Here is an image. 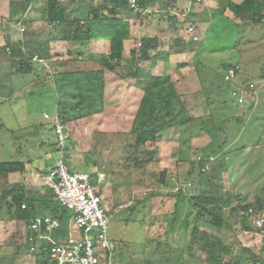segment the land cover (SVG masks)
Returning <instances> with one entry per match:
<instances>
[{"label":"rangeland","instance_id":"374dc122","mask_svg":"<svg viewBox=\"0 0 264 264\" xmlns=\"http://www.w3.org/2000/svg\"><path fill=\"white\" fill-rule=\"evenodd\" d=\"M160 3L165 4L163 0H160ZM201 5L203 10L199 14L204 17L207 14L206 9L209 6L203 5V3ZM42 8H45V6ZM157 14L154 12V15ZM219 17L209 16L207 17L209 18L208 21L205 20L206 18L202 19L205 20L206 25H203L201 22L193 26L198 40L192 43L194 45V53L190 62H192V67L195 69L199 67V76L197 77L201 81L199 82L197 77L193 81H190L195 90L200 89L195 92H193L194 90L191 91L193 92L191 96L198 103L204 100L203 97H205L208 101V108L211 109L214 115V121L210 125L193 124L194 129L196 130L197 128L196 132L205 128H208L210 132H207V135L203 134L202 140L197 139V146L194 147V159L195 166H197L196 169H198L199 160L205 156H210L209 149L207 151L205 148L208 142L211 143L213 140L215 141L221 137L222 141H227L223 151H225V162L229 164V169L232 171L227 175V172L223 170L221 172V181L224 188V196L229 197L232 205L235 206L238 202L242 203L244 201L243 195L246 196V202H253L260 190H251L255 187L264 186V163H261L263 167L261 173L260 169H255V172L246 173L248 164H254L258 160L260 162L264 161V26L260 23L252 24L250 22L240 24L239 26H222L219 21L216 22V19H214ZM234 20L235 22H233ZM233 21V24L240 23L236 18H233ZM44 22L40 25L38 24L36 31L40 33L44 32L46 27L44 26ZM177 24L179 25L180 23ZM143 25H147L150 28L148 34H159L160 32L156 21L153 19L138 24V26ZM21 29L24 30L22 32L24 34L29 31L31 32L26 23L22 27L20 26V34ZM214 29L218 30L215 33H210L214 32ZM40 40L42 42L43 38ZM32 45L33 43L30 42L28 45L29 49H24L25 58H28L27 51L31 50ZM90 46L91 44L86 46L88 50L84 47L83 50H79V45H70L68 43L62 49L59 48V51L56 48L55 52H61L63 55L68 51H76V53L83 51L82 58L84 61H80L82 64L77 66L69 63L70 58L68 59L67 57L68 60H62L64 59L63 55L53 52L51 57L48 60L46 59V64L49 68L32 62L29 66L33 69L32 72H19L13 75H5L4 77H1V74L4 73L2 70L4 69L0 70V90L3 89L4 93L8 91L7 95H9L5 99L6 101L2 102L1 95L3 93L0 94V163L27 161L31 164L29 167L30 174L34 176L44 174V171L48 170L49 167L44 164L45 158L50 155L52 159H56L58 153L51 148L55 142L52 123L44 119L42 113L47 112L51 117L56 112V107L54 103H50L49 105L42 104L39 92L42 88H48L51 91L49 87L53 84V80L50 76V71L52 73L63 70V68L65 71L78 68L80 71L102 69V72H104L105 69L96 63L102 57L101 55L104 56V54H96L99 53V48H94V50ZM91 56L94 57L90 58ZM11 60L13 62L18 61L16 57H9L8 61ZM198 62L202 63L203 66H199ZM234 63L240 67L238 75L231 82H226L224 80L225 69L223 65ZM58 67L60 68L57 69ZM7 68L9 69V66ZM121 71L124 72L125 70L119 68L107 74L106 82L109 86L105 87L104 79V89H106L103 94V107H107V110L109 109V114L105 118L104 127L101 128L102 136L100 134L96 138L90 132V127L93 129L97 125L96 122H92L91 120L85 119V125L78 126L76 124L74 129L69 126L73 131H70L71 140L66 144L68 151L67 161L70 160L74 167H76V164L81 163L85 171L94 173V177L92 176L94 180L97 178L96 173L103 174L100 176V180L103 182V188H105L109 196L112 193L116 194L118 190H123L124 194L127 195L129 189L127 187L123 188L121 184H129L130 188L136 189L139 192L138 196L135 195L133 199H139L138 201H140L151 198V201L148 203H151L152 199H158L155 201L157 206H154V212L149 214L150 217L144 206L139 205L128 209L131 206L127 205L128 201L125 195L123 196V201L126 199L125 203H121L123 209L111 212L112 219L108 230V240L111 243V249H113L114 262L124 261L131 264H180L178 260L175 261V258L170 256L169 249H166L169 246L176 249L180 247L179 250L182 259L185 260V264H188V262L192 264L193 258L194 264H209L206 262L203 252L199 251L196 247L193 246V258L188 257V253L183 250L188 245V240H184V238L187 237V234H190L194 226L205 230L210 229L203 225L201 221H198V223L195 221L196 211L187 200L184 199L183 202H179V199L182 198L176 196L180 190L187 196L198 195L197 177L194 176L195 178L188 179L186 171L178 168L176 165H169V156H164L168 160V165L164 166L163 170L154 165H149L147 168H140L139 163L136 165V162H140L141 158L145 156V151L142 147H135L134 140L130 134L126 135L123 133L127 131L125 120L128 118H126L127 112H124L125 110H121V108L126 107V103L124 104V102L134 94V86L136 87V84L137 86H140L142 83L146 84V81L140 78L133 86L126 81V87L118 88L115 84L119 80L117 78ZM207 73L213 82L212 84L210 81L209 83H207L208 80L206 81ZM38 77H42L40 78L42 81H39L42 82V88H36V95L33 98L34 93L31 94V84ZM249 84H253V91L241 94L240 89ZM238 97H242L241 103H239ZM198 108V113H203L205 108L202 106ZM121 111H123L122 114ZM205 112L207 113V110ZM235 117L240 118L238 124L234 120ZM225 120L232 123L235 129L238 126L241 128L239 138L235 142L231 141V137L228 138L222 135L223 133L218 132L220 127L226 128L229 126L228 122L224 124ZM218 124L221 125L218 126ZM114 126L119 132L116 139L109 132ZM211 126H218V128H211ZM84 127L86 128V133L83 136ZM230 131H233V129L228 132ZM72 132L75 134L73 138ZM120 145H123L122 148L124 149H120L119 152H114L111 149L112 147L118 149ZM175 148L176 145L173 148L170 146L169 152L167 151L168 155L171 153V149ZM201 150L204 153L201 154ZM215 150L216 153H220L218 149ZM212 157L214 160L209 162V169H205V173H208L213 167L222 164V162L215 161V156ZM221 160H223L222 155H218V161ZM164 169L169 171L164 172L165 177L162 182L160 181V175ZM198 171L202 172L200 169ZM119 182L121 184H118ZM232 184H234L235 188ZM242 184L244 192L240 189ZM45 189L48 190L47 188ZM235 190H239L243 194L239 198H236L233 196ZM249 191L250 193L246 195ZM115 201H117L116 198ZM178 202L179 208L175 212L176 203ZM54 206L57 209V217L60 218L62 226L64 228L70 227L73 213L58 202ZM149 207L151 210V206ZM174 212L176 216L173 215ZM178 214L182 222L185 219L189 220L187 222V229L189 230H187L186 236L185 233L182 235L181 231V236L177 233L172 236L173 229L175 231H185V225L179 222ZM260 215L264 218V209L260 212ZM223 216L228 221L230 227H225L220 235L221 241L229 246V254L224 256L222 264L228 263L230 258L238 257L245 249L260 255L262 247L261 237L255 233L251 234L242 231L236 215L228 213L227 209L223 211ZM171 223L176 225H171ZM166 238L172 244H168L169 242ZM183 240L186 242L185 244H183ZM103 259L107 260L105 257Z\"/></svg>","mask_w":264,"mask_h":264},{"label":"crops","instance_id":"0c3cea01","mask_svg":"<svg viewBox=\"0 0 264 264\" xmlns=\"http://www.w3.org/2000/svg\"><path fill=\"white\" fill-rule=\"evenodd\" d=\"M14 1H20V0H14ZM47 1L48 0H30V6L27 9V11L25 12V14L23 16H19L13 20V19H10V15H9L10 14L9 13L10 12V0H0V46H1V48H0V60H1L0 61V70L4 69V70H2L4 73L1 74V77L2 76L4 77L5 75H13L14 73L16 74L19 72L23 73L20 71V68H19L20 67V65H19L20 59L17 58L18 57V56H16L17 54L15 55L14 53H16L17 52L16 50H18V49H20L21 51H24L25 48L29 49L28 45L30 42L33 43L31 49L35 48L37 44H41L43 41L48 42V49H47L48 58H47V60L51 57V54H53V52L58 53L59 55H63L61 52H55V50L57 48L59 51V48L62 49V47L68 45L69 42L55 40L53 37L56 36V29L55 28H57V27L54 24H49L47 21H45L42 18L43 12L45 9L42 7L45 6ZM57 1L63 7H66L68 12H70L71 15L79 16L81 18H86V15L89 12V10L91 8L96 7L101 2V0H57ZM218 1L219 0H202L201 3H195L192 0H163V2H165V4H161L162 2L160 3V0H144L145 8L143 9V11L147 14L146 16H141V15L136 16L133 13H130L125 18H123L124 23H127L129 25V39L125 40L123 42V49L124 50H123V54H122V64H125L127 66L128 61L132 60V58L138 59V56L140 55L139 50H138L139 39L143 38V37L157 38L158 39L159 46H158L157 52L158 51L163 52V55H162L163 58H160L159 60H157V62L155 61L156 63L152 69H149L150 68V60L139 61L138 67H140V69H141V74L138 78L137 77L136 78H129L127 76L124 79H122V78H120V76H118V78H117L114 75L117 79H119L117 81V83L115 84V86H117L118 88H122L123 86L126 87L125 86L126 81L131 83V85L133 86L137 82V80H139L140 78L145 80L146 79L144 77L145 75H148L147 78H149V79H146L148 81H150L152 77L168 76L170 83L173 84V87H174V89H175V91L179 97V101L183 104V106L185 108V116L189 119V121L182 127H171V128H168L162 132H159L156 135V139L154 142H148L145 144V146H142V149L145 151V156L141 158L140 162L139 161L136 162V165L139 163L140 168L141 167L147 168V166H149V165H154L155 167H160L163 170L164 166L166 167L168 165V160H169V165H173V166L176 165V166H178V168L183 169L184 171H186L188 173L190 170V165H192V164L195 165L194 147L197 146V144H196L197 139L202 140L203 139L202 137L204 136L203 134H206L207 132L210 133L208 128L200 129L198 132H196L197 128L195 130L193 127V124L197 125V123H200L201 125L212 124L214 121V118H213L214 115H213L211 109L208 108V101L206 100L205 97H203L204 100H202L201 102L198 103L197 100L193 99L192 98L193 96H191V94L193 92L200 90V89L195 90L192 87L193 84L190 82L191 80L193 81L194 78L196 79V77L199 76V70H198L199 67H198V69L197 68L195 69L194 67H192V64H191L192 62H190V61H192L193 53H194V45L192 43L195 42L193 40V37H196V30L192 34H188L186 30H187V27L189 25L194 26L195 24L198 25V23H201V22L203 25H206L207 23L205 22V20L208 21L209 18H207V17H209V16H211V17L212 16H218L219 17V15L215 14V10L217 8ZM229 1H231L234 4H240L243 0H229ZM202 3H203V5L206 4L209 6L206 9L207 14L204 17H202L199 14V12L201 10H203V8H201ZM154 12H155V14H157V13L158 14L154 15ZM80 13H82V14H80ZM231 15H232L231 12L229 10H226L222 16H220L219 18H214V19H216V22L219 21L222 26H225V25L226 26H235V25L239 26L240 24H246L247 22H250L246 18L244 19V21H242L239 18H236L237 20L240 21V23L233 24L232 21H233V18H235V17L233 15H232V17H230ZM142 18L143 19L145 18V19L143 20ZM18 19H20V20H18ZM150 19L151 20L153 19L154 21H156V23L158 25V29L160 31L159 34H152V35L148 34V32H150L149 31L150 28L147 25L146 26H144V25L138 26V24L143 23L144 21H147ZM202 19H205V20H202ZM24 21H27L26 26L29 28V30L31 29V32L29 31L26 34L21 32V34H20L19 28H20V26L22 27V25H23L22 22H24ZM43 22H44V26H46V27L44 29V32L42 31L40 33L38 31H36L38 28L37 26H38V24L40 25ZM233 22H235V20ZM177 23H180V24L178 25ZM217 30L218 29H214V32H210V33H215V31H217ZM42 38H43V41L40 42L41 41L40 39H42ZM175 38H177V39H175ZM172 40H174V41L171 42ZM197 40H198V38H197ZM135 43L137 46L135 45ZM69 44L70 45H79V44H72V43H69ZM89 44H91L90 48L91 47H93V49L99 48L100 51H98L99 53H96V54H100V53L104 54V55L108 54V51H109L108 40L104 39V40L92 41ZM86 46H85V48H86ZM7 47L11 49L10 55H7L5 53V49ZM83 47L80 46L79 50H83ZM190 48H193V50L189 51ZM81 54L82 55L84 54L83 51H80L77 53H76V51H68L67 53H65V55H63L64 59H62V60H68L70 58L69 63L75 64L77 66V65L82 64V63H80V61H84ZM9 57H11V58L16 57L18 59V61H16V62H13L12 60L8 61ZM67 57H68V59H67ZM183 64H185V65L181 66ZM198 64L201 67L203 66L202 63L198 62ZM229 65L230 64H227V66H229ZM236 65H238V64H236ZM8 66H9V69L7 68ZM60 67H62V66H60ZM60 67H58L57 69H59ZM223 68H224V65H223ZM227 68H225V70ZM7 70H8V73H7ZM71 71L78 72V71H80V69L77 68L75 70L65 71L63 68V70L54 71L52 73L50 71V76L53 80V82H52L53 84L49 87V89H51V91L48 90V88L47 89L42 88V85H41L42 82H39V81H42V80H40V78H42V77H38L37 80H33L32 84H31V94L34 93L33 98L36 95V91H37L36 88H39V89L42 88V90L39 92V98L42 100V104H47V105H49L50 103L55 104V107H56V112L54 113L55 115H58V113H57L58 104L57 103H58L60 97H59L57 87L55 85V79L53 77L56 76V80H61V78H59V79L57 78V75H61L63 73H69ZM110 73L111 72L108 70H104V72H103V75H104L103 78L105 79V87L109 86V84H107V82H106V77L108 76L107 74H110ZM53 74H55V75L52 77ZM208 76L209 75L207 73L206 81L208 80L207 83H209V81H210L212 84L213 82L211 81V79ZM197 79L199 82L201 81L200 78L197 77ZM45 80L47 81V79H45ZM43 81H44V79H43ZM145 86H146L145 83L144 84L142 83L140 86H137V84H136V87L134 86V88H133L135 91L134 94L131 97H129V99H127V101L124 102V104L126 103L125 104L126 107L121 108V110L124 109L125 110L124 112H127L126 118H128L125 120V125L127 128V131L123 132V133H125L126 135L130 134V136H132L133 140H135V138H134V135L130 133V126H131L132 120L136 114L140 100L142 98V95H143L142 91H143V89L146 88ZM105 89H104V91H105ZM202 89H204V87H202ZM240 90H242V88ZM191 91H193V92H191ZM7 92L4 93L3 89L0 90V94L3 93L1 95V101L2 102H5L6 101L5 99H7L9 97V95H7ZM189 92H191V93H189ZM238 99H239V97H238ZM199 106H202L203 108H205L203 110V113H201V114L198 113V109H199L198 107ZM205 110H207V113L205 112ZM122 112L123 111H121V114H122ZM42 114L48 115L47 112H43ZM108 114H109V109L107 110V107H104V112L100 115L84 118V119H81V120H78L75 122H69L65 125L62 123L61 124L66 128V130L70 133V136H71L70 131H73V130L70 129L69 126L74 129V126L76 124L78 126H81L82 124L85 125V123H86L85 119L91 120L92 122H96L97 125H95L93 127V129H92V127H90L91 128L90 132L93 134L94 137L97 138L101 134V128L104 127L105 118H106V116H108ZM59 120H60V118H59ZM234 120H235V122L237 121V124L240 122L239 117H235ZM60 122H61V120H60ZM227 122L228 121L225 120L224 124H227ZM114 125H115V123H114ZM220 125L221 124H218V126H220ZM218 126H211V128H218ZM52 128H53V126H52ZM220 128H222V127H220ZM75 129H77V128L75 127ZM85 129L86 128L84 127L83 136L86 133ZM232 129H233V131L228 132L229 130H232ZM210 131H211V129H210ZM240 131H241L240 126H238V128L235 129L233 127L232 123H229V126H227L226 128H222L221 130L218 129L219 133H223L222 135H225L228 138L231 137V141H233V142H235L239 138V132ZM109 132L114 139H116V136L119 134V132L117 131L115 126L113 127V129H110ZM54 135H55V133H54ZM79 136H81V135H79ZM101 136H102V134H101ZM123 136H125V135H123ZM73 137H75L74 132H72V138ZM222 142L223 141H222V137H221L220 139H216L215 141L213 140L211 143L208 142L206 144L207 147L205 146V148L207 149V151L209 149L210 156L209 157L205 156L204 158L199 160V162H200L201 160L204 159V162H203V166L201 168H199L200 165L198 166L196 173L199 172L198 171L199 169L201 170L204 167V165L208 162V158H210L212 156H215V161L216 160H217V162L222 161V160L218 161V155H222V157H224V155H225V153H224L225 151H223L225 144L221 145ZM225 142H227V141H225ZM54 143H55V146H54ZM54 143L52 144L53 146L51 148L53 151H57L56 141ZM123 145H120V148H118V149H116V147H112L111 149L114 152L115 151L119 152L120 149H124V148H122ZM175 145H176V148L173 149L174 151L171 149V153H169V155H168L167 151L169 150L170 146L173 148V146H175ZM215 149H219L220 153L213 154V151H215ZM66 153L68 154L67 147H66ZM202 153H204V152L201 150V154ZM164 156L165 157L169 156L168 160H167V158H164ZM56 159H52L50 155H48L45 158L44 164H45V166H48L49 168L47 171L46 170L44 171V174H37L36 176L30 174L29 167L31 166V164L26 161V162H24L25 163L24 173H18V172L9 173L3 177H0V200H1L0 201V264H53V262L50 260L48 255L41 252L38 249L34 254L29 253L28 241L26 240L27 235H28V233H27L28 222L18 221V220L13 218V214L8 212V206H9L8 203L10 202L11 199H10V197H8L7 192L12 190L14 187H22L26 190V192H30L31 194L32 193H40V194L44 195L45 192H47V190L45 188L49 189V187L46 185L43 177L47 175L49 170L54 165ZM67 159H68V157H67ZM206 159H207V161H206ZM223 161H225V157L223 158ZM40 162H41V159H40ZM199 162H198V164H199ZM68 165H69L71 171L88 173L91 175V179H92V176L94 177V175H93L94 173H89V172L85 171V168L81 166V163L76 164V167H77L76 168L73 166V163L71 164V161L68 160ZM231 167L233 168V166H231ZM165 171H169V170L164 169V171H161L162 174L160 175V181H162V182H163V178L165 177V175H164L166 173ZM230 171H232V170H229L228 172L226 171L227 175L230 173ZM101 175H103V174L96 173L97 178H96V180H94V178H93L92 182H93V185L95 186L97 193L102 197L103 206L107 211L113 213L115 210L118 211V210L123 209L121 207L122 206L121 203H123L127 199V201H128L127 205L131 206V207H128V209H131V208H134V207L141 205V206H144L146 208L148 215L150 213L154 212V210H155L154 206H157V204H155L156 203L155 201L158 200L157 198L152 199L151 203H148L151 201V198L150 199L148 198L147 200L146 199L140 200V201H138L139 199H133L135 197V195L138 196L139 192L136 191V189L130 188L129 184L123 185V184H121V182H119L118 184H121L123 188L127 187L129 189L128 194L125 195L124 194L125 192L123 190L122 191L118 190V192L116 194L112 193L111 196H109V194H107L105 188H103L104 187L103 182H101V180H100ZM230 181H232V180H230ZM112 184L114 185L113 182H112ZM4 194H5V196H7L6 198H5ZM52 195H53V193H52ZM124 195H125L126 199L123 201ZM115 198L117 199V201H115ZM130 199H132V200H130ZM53 200L55 203L58 202L54 195H53ZM118 200H120V201H118ZM185 200H187V199H185ZM133 203H134V205H133ZM149 206H151V208H152L151 210H150ZM173 215H174V213H173ZM33 217H53V216H51L48 212H44L43 214L34 215L31 218H33ZM149 217H150V215H149ZM170 217H171V215L169 216V219H170ZM178 218L180 220V223H182V219L180 218L179 214H178ZM188 221L189 220H187V222ZM174 231L175 230L173 229L172 236L175 235L176 233L180 235V231L182 232V235L184 234V231H182V230H176L175 232ZM71 233L75 234V232L72 229V224H70V227H68V228H64L61 225V228L59 230L52 233V237L54 239H66L69 236V234H71ZM251 234H253V233H251ZM170 236H171V234H170ZM166 240H167V238H166ZM167 241L169 242L168 244L171 243L170 240H167ZM43 245L44 244H42V243L38 244L39 247L43 246ZM179 248L176 249L174 247L170 248L169 246H167L166 249H169V252H170L169 254L172 258H175V261L178 260L180 262V264H185L184 263L185 260L182 259ZM183 250H186V249L183 248ZM112 251H113V249H110V251L108 253L106 252L104 254V257L107 258V260L103 259L104 257H102V259H101L102 264H131L129 262H124V261H119V262L115 261L114 262ZM193 254H194V250H193ZM193 254L188 255V257L193 258ZM187 261H190V260H187ZM194 262L195 261L193 258V261L191 263L194 264ZM189 263L190 262H188V264ZM132 264H135V263H132Z\"/></svg>","mask_w":264,"mask_h":264},{"label":"trees","instance_id":"16d2710c","mask_svg":"<svg viewBox=\"0 0 264 264\" xmlns=\"http://www.w3.org/2000/svg\"><path fill=\"white\" fill-rule=\"evenodd\" d=\"M136 3L138 9L143 10L145 8L144 0H136ZM29 6L30 0H10V19L14 20L19 16H23ZM226 10H229L235 18H239L242 21L246 18L252 24L260 23L264 26V0H243L240 4H234L229 0H219L215 14L222 16ZM130 13L136 16L140 15L135 13L134 9L130 7L128 0H101L99 5L89 10L86 18H81L71 15L67 8L59 4L57 0H48L45 4L42 18L57 27L55 28L56 36L53 37L55 40L79 44L82 47L84 46V48L92 41L108 40V54L106 56L101 55L102 57L96 63L110 72L123 68L125 71H121L119 76L124 79L127 76L129 78H138L140 76L139 61L150 60L149 69H152L157 60L163 58V52H157L158 39L143 37L139 39L138 50L140 55L138 59L132 58V60L128 61L127 66L122 64L123 42L129 39V25L124 23L123 18ZM26 22L24 21L22 24L25 25ZM47 49L48 42L43 41L41 44H37L35 48L27 51L28 58H25L24 51L18 49L15 54L20 59V71L23 73L32 72L33 69L29 67L32 64L30 57L36 55L45 60L48 58ZM192 50L193 48L189 49V51ZM81 56L83 57L82 54ZM93 57L91 56L90 58ZM235 65L236 63L229 66L224 65V69ZM147 76L145 75L144 77L149 79ZM53 78L60 97L57 103V113L62 124L65 125L69 122L100 115L104 112V78L102 69L71 71L57 75V78H61V80H56V76ZM146 79V88L142 91V98L130 126V133L134 135L136 148L145 146L148 142H154L159 132L171 127H182L189 121L185 116V108L179 101V97L168 76L152 77L150 81ZM245 89L249 90L248 86ZM250 91H253V89ZM221 129L219 128V130ZM225 143L223 141L221 145ZM215 153L216 150L213 151V154ZM203 162L204 159L199 162V168L203 166ZM221 162L222 164L213 167L208 173H196V166L194 164L190 165L187 178L197 177L199 193L198 195L187 196L180 190L176 195L182 198L179 199V202H183L184 199L188 200L190 206L196 211L195 221L197 223L201 221L203 225L210 228L205 230L194 226L188 235L187 230L189 229H187V219H185L182 223L185 225V236L187 234L184 240H188V245L184 252L191 255L193 254V248L196 247L203 252L206 262L209 264H222L224 256L229 254V246L221 241L220 236L225 227H230L223 216L224 210L227 209L228 213L236 215L242 231L258 235L264 231V228L260 229L252 225L251 216L248 214L249 209H252L258 215L263 211L264 186L255 187L251 190H260L253 202H246V196L243 195L244 201L242 203L238 202L233 206L231 199L224 196V188L221 181V172L223 170L228 172L230 170L229 164L223 160ZM261 163H264V161L260 162L258 160L254 164H248L246 173L255 172V169H260L261 173L263 168ZM24 171V162L0 163V177L9 173H24ZM232 186L234 187V184ZM240 189L243 191V184ZM236 191L233 194L236 198H239L244 192ZM249 193L250 191L246 195ZM7 195L11 199L8 203V212L13 214V218L18 221L28 222L32 216L43 214L44 212H48L51 216L58 218L50 189L42 195L40 193L31 194L26 192L22 187H14L7 192ZM179 202L176 203L175 212L178 211ZM22 205L25 206L24 209H22ZM175 212L174 216H176ZM58 219L60 220V218ZM171 225L176 224L171 223ZM261 242V251H263L264 237L261 238ZM263 260V254L257 255L251 250L245 249L238 257L230 258L226 264H262Z\"/></svg>","mask_w":264,"mask_h":264},{"label":"built area","instance_id":"2783aa9c","mask_svg":"<svg viewBox=\"0 0 264 264\" xmlns=\"http://www.w3.org/2000/svg\"><path fill=\"white\" fill-rule=\"evenodd\" d=\"M192 1L202 2V0ZM128 2L135 13L146 14L143 10L138 9L136 0H128ZM23 31L21 29V32ZM194 31L195 28L192 25L187 27V33L192 34ZM193 40L196 41L197 38L193 37ZM5 53L10 55L11 49L7 47ZM30 58L32 62L49 68L46 60L36 55ZM239 70L238 65L228 67L224 73V80L231 82L236 78ZM253 87V84L248 85L249 90L254 89ZM245 88L246 86L242 88L241 94L249 92ZM242 100V97H239V103ZM43 118L52 123L58 153L54 165L43 178L56 200L73 213L71 224L75 234H69L66 239H54L52 233L61 228L60 220L55 217H33L27 224L26 240L29 253L34 254L38 249L47 254L53 264H101L102 257L111 249L108 230L112 213L104 208L102 197L97 193L91 175L71 171L66 153V144L71 140V136L61 124L58 115L54 114L50 117L43 114ZM213 160V157L208 159L201 169L202 172L209 169L208 164ZM24 208L25 206L22 205V209ZM248 214L251 216L252 225L260 229L264 228V218L261 215L257 214L256 217L252 209L248 210ZM259 236L264 237V231ZM39 243L44 245L39 247ZM262 254L264 255V250L261 251L260 255ZM262 264H264V260Z\"/></svg>","mask_w":264,"mask_h":264}]
</instances>
